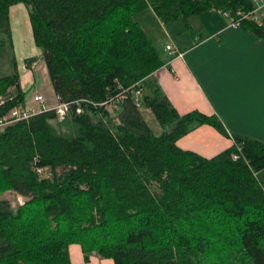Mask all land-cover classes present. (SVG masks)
<instances>
[{
	"label": "trees",
	"instance_id": "trees-1",
	"mask_svg": "<svg viewBox=\"0 0 264 264\" xmlns=\"http://www.w3.org/2000/svg\"><path fill=\"white\" fill-rule=\"evenodd\" d=\"M18 4L53 93L83 100L84 113L56 129L48 111L0 133V264H72L74 244L85 262L96 254L114 264H264V145L234 137L211 158L181 149L201 125L228 133L216 115L177 111L154 76L165 60L134 18L151 7L165 24L210 11L239 20L254 2L0 0V53L12 47ZM239 24L264 37V11ZM13 66L0 76V118L28 100ZM119 87L130 90L113 119L100 104ZM8 191L25 202L13 207L1 198Z\"/></svg>",
	"mask_w": 264,
	"mask_h": 264
},
{
	"label": "crops",
	"instance_id": "crops-1",
	"mask_svg": "<svg viewBox=\"0 0 264 264\" xmlns=\"http://www.w3.org/2000/svg\"><path fill=\"white\" fill-rule=\"evenodd\" d=\"M145 10L156 20L157 31L151 32L147 22L135 21L156 43L165 60V65L154 74L163 92L180 114L199 111L216 115L228 133L226 136L204 124L179 139L177 145L207 158L233 145L234 137L264 145V37L241 26L232 28L225 21L205 17L209 13L224 16L217 11L165 24L151 7ZM15 15L20 23L31 26L24 5L12 8L11 22ZM158 31L166 39L162 50L156 42ZM170 44L183 52V57L167 51ZM70 254L72 264H114L112 259L96 254L85 262L81 247L76 244L71 245Z\"/></svg>",
	"mask_w": 264,
	"mask_h": 264
},
{
	"label": "rangeland",
	"instance_id": "rangeland-1",
	"mask_svg": "<svg viewBox=\"0 0 264 264\" xmlns=\"http://www.w3.org/2000/svg\"><path fill=\"white\" fill-rule=\"evenodd\" d=\"M205 17L210 18L211 20L217 19L219 21H225L228 24L230 23L228 18L220 14L216 15L209 13L205 15ZM18 18V15H15L12 21V26L14 28V30L12 28V47L9 46L6 49L2 50V52L0 53V76L12 75L15 71V68L13 66L14 62L15 66L17 67V70L21 74L22 87L27 90L29 94L26 105L32 104L34 97L39 94L44 95L49 105H55V94L53 93L51 88L52 86L48 77L47 68L42 59L41 51L34 44L30 28L31 26L29 24L20 23V19ZM134 18L135 20L141 23L147 22V24L151 28V32H155L157 27L156 20H154V17L149 11L142 10L139 13L135 14ZM156 33L159 36L156 42L159 48L161 49V47L165 46L166 39L161 32L158 31ZM32 59L36 60L32 63L31 66H28L29 61ZM141 110L145 120L152 128V130L156 134H160L162 132V128L155 119L151 110L146 108H142ZM107 112L109 113L111 118L113 117V119H115L114 117L116 116V111L114 106L108 107ZM62 125L63 121L56 120L53 122V126L56 129L61 128ZM260 177L263 178V174H261ZM1 198L10 201L13 207L21 205L25 202V198L13 191H8L2 194ZM96 259L98 258L96 257Z\"/></svg>",
	"mask_w": 264,
	"mask_h": 264
},
{
	"label": "built area",
	"instance_id": "built-area-1",
	"mask_svg": "<svg viewBox=\"0 0 264 264\" xmlns=\"http://www.w3.org/2000/svg\"><path fill=\"white\" fill-rule=\"evenodd\" d=\"M255 4V8L250 13H242L238 12L237 16L240 17V19L245 18H251L256 21H259L263 11H264V0H252ZM226 18L230 20L229 27L237 28L239 27L240 19H235L234 17H231L229 13L225 12L222 13ZM167 51H169L171 54L176 53L177 57H183L184 53L175 48L172 44L166 46ZM120 92L110 96L107 101L101 103L102 106H113L116 103H119L122 99L125 98L127 92L130 89H122L119 87ZM136 94L138 96H141L140 91H136ZM56 98V104L55 105H49L47 103L46 98L44 95L39 94L34 97L33 103L26 105V106H18L12 109L8 114L4 115L0 118V133H2L6 127L9 125H12L14 123L29 120L30 118L44 113L48 111H54L56 113V116L58 120L64 121L71 113L76 112V114L80 115L84 113V101L83 100H77L72 102H64L62 101L61 97L58 95H55ZM5 97H0V108L5 104L6 102ZM236 158V156L234 157Z\"/></svg>",
	"mask_w": 264,
	"mask_h": 264
},
{
	"label": "water",
	"instance_id": "water-1",
	"mask_svg": "<svg viewBox=\"0 0 264 264\" xmlns=\"http://www.w3.org/2000/svg\"><path fill=\"white\" fill-rule=\"evenodd\" d=\"M35 60H36V59H32V60H30L29 63H28V66H31L32 63H33Z\"/></svg>",
	"mask_w": 264,
	"mask_h": 264
}]
</instances>
